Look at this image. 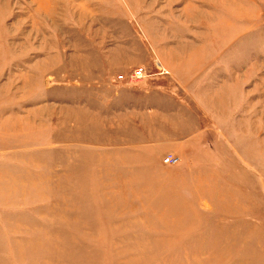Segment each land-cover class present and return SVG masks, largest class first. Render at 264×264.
Wrapping results in <instances>:
<instances>
[{
    "label": "rangeland",
    "instance_id": "rangeland-1",
    "mask_svg": "<svg viewBox=\"0 0 264 264\" xmlns=\"http://www.w3.org/2000/svg\"><path fill=\"white\" fill-rule=\"evenodd\" d=\"M0 264H264V0H0Z\"/></svg>",
    "mask_w": 264,
    "mask_h": 264
},
{
    "label": "built area",
    "instance_id": "built-area-1",
    "mask_svg": "<svg viewBox=\"0 0 264 264\" xmlns=\"http://www.w3.org/2000/svg\"><path fill=\"white\" fill-rule=\"evenodd\" d=\"M129 75L132 79H139L143 75V72L139 68H137V69L131 70ZM163 161L166 164H172L173 162L177 161V157L174 155H168L163 158Z\"/></svg>",
    "mask_w": 264,
    "mask_h": 264
}]
</instances>
